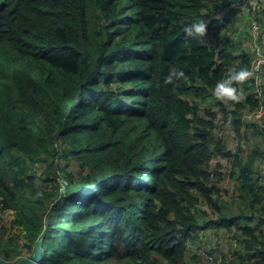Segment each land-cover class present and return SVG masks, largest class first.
I'll return each instance as SVG.
<instances>
[{
	"label": "trees",
	"instance_id": "obj_1",
	"mask_svg": "<svg viewBox=\"0 0 264 264\" xmlns=\"http://www.w3.org/2000/svg\"><path fill=\"white\" fill-rule=\"evenodd\" d=\"M241 1L0 0V212L26 253L42 239L39 264H186L202 223L238 231L230 264H264V151L214 131L231 106L238 137L259 130L242 119L250 81L213 106L217 81L250 67L231 37Z\"/></svg>",
	"mask_w": 264,
	"mask_h": 264
},
{
	"label": "rangeland",
	"instance_id": "obj_2",
	"mask_svg": "<svg viewBox=\"0 0 264 264\" xmlns=\"http://www.w3.org/2000/svg\"><path fill=\"white\" fill-rule=\"evenodd\" d=\"M263 1V0H262ZM262 20L264 19L263 14H264V6L262 9ZM264 22V20H263ZM231 30V37L233 38V42L235 44V50H242L245 49L247 50L245 47L247 45V42L249 40V30H248V25L245 22V18L243 16L239 17V19L236 21V23H234ZM238 47V48H237ZM241 94V92H239ZM242 96V95H241ZM228 98H215V103H214V107H220V101H222L223 103H228ZM206 102H204L205 104ZM256 126L259 128L256 129V132L253 133V127L250 128L248 130L247 136H243V139L241 141V147H243L244 149H250L252 147H256L258 145V147H260V149L262 151H264V129H262L261 127H259L258 124H256ZM231 137V134H227L225 135V141H230L229 137ZM260 159L258 160V162L260 160H262L263 158L259 157ZM82 162V160L80 161ZM80 162H78V160H76L75 158H71L69 159V161L67 163H63L61 164L64 168H67L69 170H79L80 169ZM257 162V163H258ZM56 164H59L58 162H56ZM214 164V161H213ZM63 169V168H62ZM60 168H58V172L56 175L57 178V182H61L63 181V175L64 172L63 170ZM260 179H261V175H260ZM262 181V180H261ZM261 183V182H260ZM262 183L264 184V182L262 181ZM220 187H221V193L224 199H229V201L234 198L235 196V189L232 181L230 180L229 177L224 176L223 179L220 182ZM258 194H260L259 189L256 190ZM264 193V191H263ZM261 193V195L263 196L264 199V194ZM236 199H238L236 197ZM262 199V201H263ZM264 204V201H263ZM262 205L261 203L258 205V207ZM253 210H256V208L253 207ZM236 211H238V208L236 207ZM46 212V211H45ZM49 213V211H48ZM47 213V216H48ZM3 214V221L5 224H3L2 221H0V223H2V225H5V229L1 230V236L2 239H0V258L5 259L9 264L11 263H15L20 257L22 256H26L29 255L30 253H26L27 248L26 245L27 243H29L28 240V236L25 234L26 231L24 229H17V231L14 229V227H12L10 225V219L12 218V212L10 210H7L5 213H1ZM45 214V213H44ZM46 216V214H45ZM211 224V223H210ZM206 224L202 223L201 227H204ZM228 231L230 233H225L223 231H217L214 232L211 229H206L204 230L201 235L198 237V240L196 241L195 239V243L192 244H188L187 243V251L185 253V260L187 261L186 264H204V263H200L198 256L196 255V252L198 249L204 248L205 250H207V252L209 253V255H211L212 257V261L209 264H222L223 262L230 264L231 261L234 259V257L236 256V254L234 253V251L237 249V242L236 240V233H238V231L235 228H230L228 229ZM12 235H16V239H10V237ZM216 237V239H215ZM219 239H222L223 244H221L219 242ZM42 240V239H39ZM11 243H15L16 245V250L20 249V253L19 254H15V251L11 250ZM34 248V247H33ZM33 251V250H32ZM31 251V253H32ZM10 253L11 257H5ZM110 264H127L124 262H118V261H112L110 262Z\"/></svg>",
	"mask_w": 264,
	"mask_h": 264
},
{
	"label": "built area",
	"instance_id": "obj_3",
	"mask_svg": "<svg viewBox=\"0 0 264 264\" xmlns=\"http://www.w3.org/2000/svg\"><path fill=\"white\" fill-rule=\"evenodd\" d=\"M264 3L262 0H242L236 7L238 9V17L243 16L245 22L248 25L249 30V40L246 45L252 53V59L249 67L250 75L245 79V81H250L253 85V90L257 99L256 107L252 109H244L242 112V119L245 123L254 122L264 129V22L262 20V9ZM252 79V80H251ZM227 112L222 115L220 109H216V114L214 117V131L221 138L225 140V135L231 134L229 144L231 145L233 151L236 150L237 146L241 144L242 139L239 138L233 131V116L231 110L233 107H227ZM244 123V124H245ZM229 145V146H230ZM210 171L211 176H214L211 166H215L213 161H215V155L211 157ZM208 167V165H207ZM257 167L260 171L261 180L264 182V158L257 163ZM221 171L223 172V177L227 176L232 181L234 188L236 187L235 179L232 175H229V167L227 165L221 166ZM220 178V182L223 179ZM207 228H200L198 237ZM225 233H230L228 230H223ZM216 239V237H215ZM198 238L196 239V241ZM195 241V242H196ZM194 242V243H195ZM219 242L223 244L222 239ZM192 244V243H188ZM199 262L204 264H209L212 261L211 255L204 248L198 249L196 252Z\"/></svg>",
	"mask_w": 264,
	"mask_h": 264
},
{
	"label": "clouds",
	"instance_id": "obj_4",
	"mask_svg": "<svg viewBox=\"0 0 264 264\" xmlns=\"http://www.w3.org/2000/svg\"><path fill=\"white\" fill-rule=\"evenodd\" d=\"M207 25L201 21L193 23L188 27V31L192 34H203L206 32ZM250 75V71L246 67H241L239 70L232 72L224 79L217 81L214 87V94L219 98H229L231 100L239 99V93L234 81H244Z\"/></svg>",
	"mask_w": 264,
	"mask_h": 264
},
{
	"label": "water",
	"instance_id": "obj_5",
	"mask_svg": "<svg viewBox=\"0 0 264 264\" xmlns=\"http://www.w3.org/2000/svg\"><path fill=\"white\" fill-rule=\"evenodd\" d=\"M42 240H38L34 245L33 251L28 256L20 257L15 263L11 264H39L42 260ZM0 264H9L5 259L0 258Z\"/></svg>",
	"mask_w": 264,
	"mask_h": 264
},
{
	"label": "crops",
	"instance_id": "obj_6",
	"mask_svg": "<svg viewBox=\"0 0 264 264\" xmlns=\"http://www.w3.org/2000/svg\"><path fill=\"white\" fill-rule=\"evenodd\" d=\"M263 3H264V0H263ZM263 17H264V14H263ZM264 20V19H263ZM247 124V123H246ZM246 124H243L242 126H241V130L242 129H249L248 128V125H246ZM239 138H242L243 139V137H239ZM216 161H217V159L214 161V164L216 163ZM201 228H207V229H211L212 231H214V232H217V231H223V230H225V229H223V228H212V227H201Z\"/></svg>",
	"mask_w": 264,
	"mask_h": 264
}]
</instances>
